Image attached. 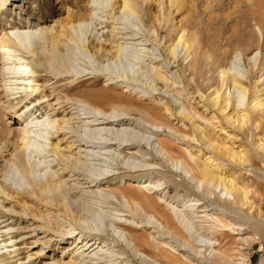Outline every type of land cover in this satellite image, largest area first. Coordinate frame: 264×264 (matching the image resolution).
<instances>
[{
  "label": "rangeland",
  "instance_id": "obj_1",
  "mask_svg": "<svg viewBox=\"0 0 264 264\" xmlns=\"http://www.w3.org/2000/svg\"><path fill=\"white\" fill-rule=\"evenodd\" d=\"M110 1L119 4L122 0H109L107 4L110 5ZM134 2L137 3L138 9L139 7L142 9L137 12L143 13H141L143 16L138 18L144 27L139 24L136 16L133 20L140 26L142 34L138 33V29L127 20H119L124 31L135 32V38L126 39L129 50L126 52L125 59L120 60V66L116 67L118 72L124 74L120 79L130 77L135 79L137 84H134V87L127 88L124 86L125 83L119 81L108 84L103 77L90 73L78 78L71 76L82 67H86L84 60L73 55L64 60H67L66 64L71 74L68 79L60 81V84V82L49 83L41 80L31 81L29 79H33V76L24 75V80H21L20 84L23 88L15 97L10 98V103L18 108V112L23 111L27 106L32 108L36 103L32 111L40 121L47 120L49 117L51 119L56 117L57 120L62 116V119L67 118L70 115L68 106L73 102L80 103V100L95 106L101 105L108 111L112 110V107L125 105L131 109L129 121H114V124L100 126L113 128L112 130L118 128L121 132L124 128H132V131L142 138V149L137 155H132L127 152L135 147L131 148V145L125 144L117 145L114 142L104 148V154H99L101 158H92L87 155L86 170L80 168L83 166L81 163H77L78 166L75 164L74 169L71 158L75 155L74 151L77 148H67L70 144L69 138H66L68 134L58 132L59 129H64L54 124L55 126L51 129L54 132L53 137L50 141H46V144L48 143L46 154L50 155L32 151V156L24 157L25 169L20 168L23 171L21 173L19 169L8 167L10 148L3 162H0V182L11 189L9 196L0 194V226L3 225L0 228V234H4L0 237L3 239L0 241L2 264H55V262L60 263L69 259V253L64 249L67 243H59L58 246L53 244L56 239L53 236L56 233L55 226L52 223H50L51 226L49 223L44 225L42 222L44 220L40 218L41 215L49 213L48 217L52 221L53 214L56 212L55 207L45 209L46 206L50 207V203H47L48 197L40 195L41 192L38 194L37 184L43 181L45 178L43 174L46 176L49 170L63 174L62 182L73 192L92 189L102 193V195L98 194V197L95 195L96 197L88 198L89 195L90 197L93 195L90 191L88 194L85 193L86 195L81 194V197L84 195L83 197L88 201L87 205L90 208L92 206L91 218L94 220L92 219L91 222L94 228H97L99 224L97 222H100L102 233L110 239H112L111 235L114 236L112 233L114 230L118 235L126 233L119 227H115L117 225L114 224L112 217L126 218L136 222V218L131 217L129 207L124 206L126 203L122 194L132 199L138 197L137 200L142 204H144L143 200H148L170 225L176 222L170 206L177 209L186 206L188 210L184 212V216L189 223L190 231H184L178 223L176 225L185 232L187 239L192 241L190 246L194 247V250L186 246L188 253L180 249L183 246L179 243L183 242L169 240L168 236L166 238V234H163L164 227L142 222L145 221L144 218H149V213L143 214V219H137L138 226L128 225L141 241H138V244L142 251L153 257L156 264H168L166 255L159 252L157 246L163 247L169 255L182 257L188 264H264V114L260 111L251 112L250 115L253 118L250 119L249 128L237 129L226 122L223 113L219 112L216 106L213 107L206 102L207 94L218 90L220 81L217 70L212 69L210 62L218 59L219 63L227 66L235 57L249 89L248 101L253 98V95L264 99V0H134ZM17 4L21 5V9L14 10L16 14L8 9L11 6H6L7 9L0 15V29L3 28L6 36L13 42L14 53L22 57L26 63L33 65L35 59L30 49L37 48L38 41L34 40L35 42L31 43L32 46L26 45L13 33L29 29L39 30L41 26L49 24H56L58 31L60 29L58 24L64 22L62 19L66 16L67 10L73 11L77 16H85L89 13L92 3L90 0H20ZM109 5L104 9L107 12L111 11ZM18 12L21 14L20 18L17 17ZM105 13L106 11H103L101 15H106L109 19L107 23L95 24L93 28L91 27L92 30L90 29L92 32L87 31V35L98 32L101 39L106 40V43L104 42L106 47L113 52L116 40L110 31V14ZM182 31L187 33V37L195 35L197 43L188 55L177 48L174 53L175 58L166 59L167 50L164 51L166 45L176 41ZM251 35L259 37L260 41L257 40L256 43L251 44ZM245 44L249 46V53L241 55L238 52L245 48ZM152 66L165 74L167 80H153ZM226 90L229 96L233 94L231 98L238 97V91L232 87ZM29 92L34 95L26 97ZM84 92L88 94L92 92L95 97L88 94L85 96ZM56 94L61 96L59 100H56ZM255 119L260 129H255ZM8 121L0 105V133H5L7 128L16 129L15 123H8ZM33 127L39 128V125ZM197 129L204 133L208 141L218 144L228 145L230 141L228 136H233L236 140L234 145L240 144L241 148L247 151L250 161L244 164L230 162L217 154L215 157L226 166L228 172L245 189L246 194L255 204V211L251 208L240 210L238 206L229 203L232 194L216 184L207 185L201 181L195 162L198 160L200 163L203 160L200 157L201 153L211 154V152L206 146L207 143L203 144L200 141ZM100 136L107 138L108 135ZM55 142L60 147L57 150L69 155L70 159H62L65 154L54 153ZM19 144L18 140L16 145ZM88 144L91 145L87 148L92 150L104 146L98 143ZM188 154L197 160L195 161ZM52 158L51 163L44 162ZM59 160L62 162L60 163ZM126 163L132 166L138 165L139 169H130ZM187 163L193 171L196 169V174L190 173ZM64 167H67L66 171L63 170ZM69 168L75 171V176L70 173ZM95 168L103 169L104 174L101 175L103 178L99 180L97 186L86 187L88 184H85L83 175L93 177L94 172L97 171ZM45 170L48 171L44 173ZM80 172L83 174L81 175ZM77 179L80 182L79 186L77 184L71 186ZM139 181L141 183L144 181L147 186L138 187L139 185L132 183L139 184ZM32 186L36 187L37 194ZM154 186L160 189L153 191ZM68 197L69 195L66 196ZM218 199L229 202L224 206L217 201ZM91 201L94 203L92 204ZM196 202L200 204L193 205ZM144 207L148 208V206ZM150 210L148 212L152 213L153 211ZM32 214L40 216L33 217ZM222 222L232 228L228 232L224 230L223 233ZM103 227L106 230H102ZM34 228L35 230L32 231ZM24 237L27 239L24 240ZM34 239L37 242L34 243ZM177 244L180 247H177ZM166 246L176 253L174 254L173 251L171 253ZM225 246L228 247V253L222 251ZM112 248L114 250L111 249L106 254L109 255L110 260L100 259L108 260L106 261L108 264H139L132 258L129 251L126 254H120L117 253L121 250L118 249L119 246ZM115 256H120L121 260ZM171 264L182 263L174 261Z\"/></svg>",
  "mask_w": 264,
  "mask_h": 264
},
{
  "label": "bare ground",
  "instance_id": "obj_2",
  "mask_svg": "<svg viewBox=\"0 0 264 264\" xmlns=\"http://www.w3.org/2000/svg\"><path fill=\"white\" fill-rule=\"evenodd\" d=\"M19 1L20 0H0V15L7 9L6 6H9V7L11 6L8 9L14 14H16L14 10L21 9V5L17 4ZM90 1L92 4L90 5L89 13H87V15L85 16H77L73 11L67 10L66 16L62 19L64 22L63 23L60 22L58 24L60 27L58 31H57L56 24H52V25L49 24V25L41 26L39 30L29 29V30H24V31H16L13 33L14 35H17L19 40L22 41V43H25L26 45L32 46L33 44L31 45V43L34 40L38 41L39 44L37 48L34 47V50L30 49L31 55L36 61V62L34 61L35 64L33 65H31L30 63L29 65L28 63L25 62V60L22 57H18L14 53L15 50L12 48V46H14L13 42L10 40L8 36H6L4 29L3 28L0 29V92H1L0 93L1 94L0 105H1V109L3 110V114L5 115V117L7 116V118L9 119L8 123H15V128H16L15 130H11L7 128L5 133H0V162H3V160L5 159L6 153H8V151H10V148H11V151L8 153L10 155V158L7 159L9 163L8 161L6 162L8 163V167L11 169L12 168L19 169L22 173L23 172L22 170L25 169L24 157L27 156L29 158L30 156H32L31 155L32 151H35V152L37 151V153L42 152V154L43 153L46 154L48 152V150L46 149V145L48 143L46 144V141H50L51 140L50 138L53 137L54 132L51 129L55 125H57L59 128L64 129V130L57 129L58 132H61V133L63 132V133L68 134L66 138H69L68 142L70 144L67 145V148H71V149L77 148L74 151L75 155L73 156V158H71V162L74 164V167H73L74 169H75V164L78 166V164L81 163L83 166L82 167L79 166V167L86 170L87 167L85 166V164L87 162H85V160L88 159V157L86 158V156L88 155L90 157L92 156V158L93 157L101 158L99 154L100 153L104 154V151H105L104 148L106 146L113 144L114 142L117 143V145L125 144V145H131V148L135 147V148H132L130 152H127V153H131L132 155H137L138 152H140V150L142 149V146H141L142 138L139 135H137L134 131H132V128H129V127L124 128V130L121 132L119 131L118 128H115L114 130H112L113 128L112 129L104 128L100 126L102 124H114V121H120V122L123 120L129 121L130 118L128 116H130L131 114V109L125 105L115 106L116 108L112 107V110L108 111V109H105L101 105H100L101 107L95 106L89 102L80 100V103L73 102L68 106L70 107V115L67 118L62 119L63 117L62 116L60 119L57 120L56 117L52 119L49 117L47 120L42 119L40 121L38 118H36L37 115L36 116L33 115L34 113L32 111V108L35 107L36 103L33 104L32 108L27 106L21 112H18V108L16 106H13L10 103V98L15 97V95L20 92V89L23 88L20 84L22 83L21 80H24V75L33 76V79L31 78L29 80L31 81L36 80L38 82L41 80V81H45L49 83H56V82L58 83L62 80L68 79L71 74L66 64L67 60L66 61L64 60L65 58L67 59L69 57H72L73 55L79 56L80 59L84 60L86 63L85 64L86 67H82L80 70L74 72V74L71 75V76H75V78H78L79 76L81 77L83 75H87L90 73L91 75H98L100 77H103L106 83L108 84L116 83L119 81L120 83H123V84L125 83L124 86L127 88L130 86L134 87L135 86L134 84H137L135 79H133L132 77L120 79L124 74L118 72L116 70V67L120 66L119 65L120 60L125 59L126 52L129 50V45H128L129 43L126 41V39L135 38L134 37L135 32L132 30L130 33L124 31L123 30L124 27L120 26L121 21L119 22V20H127L135 28L138 29L137 31L138 33L142 34L140 26H138L137 25L138 23H136V21L133 20V17L134 18L137 17L136 18L137 21L139 22L141 26H143L140 19L138 18L140 16H143L142 15L143 13L141 12L142 13L141 14L139 12L140 14L139 15L137 12L138 10L139 11L142 10L141 7L138 6L141 10L138 9L137 3L134 2V0H122L121 3L119 4H116V2L112 3L110 1L111 2L110 5L107 4L109 0H90ZM108 5L110 6L109 8L111 9V11H108L109 13L107 12V10H104ZM103 11L104 12L106 11L105 14H110V18H111V21H109V23L111 22L110 31L112 33V36L116 40L114 44L113 52H111L110 49L106 47V44H105L106 40L104 38L102 40L101 39L102 37L101 35L98 34V32H94L93 34L87 35V31L90 30L91 27L93 28L95 24H102L105 22L107 23L109 19H107L106 15H101V12ZM18 14L19 16L17 17L20 18L21 17L20 12H18ZM141 18L143 19V17ZM28 27H30V25ZM186 35L187 33H184V31H182L177 37L176 41L169 42L166 45L165 50H164V51L167 50V52H165L166 59L169 60L170 58H175L174 53L177 48H180L183 54L188 55L189 53H191L192 48L197 43V39L195 35H191L190 37H187L188 35L187 36ZM251 37H252L251 44L256 43L257 40L260 41L259 37L256 38L255 35H251ZM248 47L249 46L246 45L245 48L240 50L238 53L241 55L249 53ZM235 55H236V52H235ZM219 62L220 60L218 59H215V60L213 59L210 62L211 66H213L212 69L214 68L217 70V74L219 75L218 77L220 81H219L218 90L216 91L214 90L210 92L209 94H207L206 102L209 103L213 107L216 106L219 112L223 113V117L226 120V122H228L229 125H232L234 128H237V129L249 128L250 119L252 117V115H250L251 112L253 113L254 111L255 112L260 111L264 114V99H261L256 95L255 96L253 95V98H251L248 101V98L250 95L249 89L246 86V83H245L246 80L244 76L242 75V69L239 67V63L237 62L236 57L235 59L230 61V63L227 66L222 65ZM165 66L167 67L166 64ZM155 68L156 67L152 66L153 80H161V81L163 79L167 80L165 74L161 73L159 70ZM174 75L175 77H177L176 74ZM230 87L238 91L237 98H234V97L231 98V95L233 94L229 96L228 94L229 92L226 90V88L229 89ZM84 93H85V96L88 94V92H84ZM32 95H34V93L29 92L27 93L26 97H31ZM88 95H90L93 98L95 97V95L92 92ZM60 97H61L60 95L56 94V100L57 99L59 100ZM73 104L74 106H72ZM128 124H131V122H128ZM254 124H255V129H260V125L259 123H257L256 119L254 121ZM38 125H39V128L33 127V126H38ZM102 134L108 135L107 138L101 137L100 135ZM198 135H199L200 141L203 144L207 143L206 146L207 148H209L208 149L209 152H211V154L201 153L200 157H202L203 160H201L200 163H198V160L196 159L197 162L195 163L198 166L197 167L198 174L201 178V181H203L207 185L216 184V186L218 185L221 187V189L226 190L227 192L232 194V198L230 202L229 201L228 202L232 205L238 206L240 210L244 208L245 209L251 208L252 211H255L256 209L255 204L251 200V198L248 197L245 189L235 180V177L232 176V174L228 172V169H226V166L223 165V163L219 161L217 157H215L217 154L220 158L226 159L230 162L244 164L250 161L247 151L244 148H241L240 144L234 145L236 140H234L235 138H233V136H230V135L228 136V141L230 140L228 145L218 144L216 142L208 141L207 140L208 138L206 139V136H204V133H202L200 130H198ZM18 140L20 144L16 145ZM40 142L41 144H39ZM88 143H98L100 145L103 144L104 146L99 147L98 149L100 150L98 149L92 150L91 146H90L91 149L87 148V146L91 145ZM54 148L56 150L54 151L56 155L65 154L62 151H58L60 147L58 146L56 142L54 143ZM26 149L28 150L26 151ZM47 155H50V154H46V156ZM188 155L194 158L191 154H188ZM43 157L45 158V155H43ZM66 158L70 159V156L67 154L63 155L62 159H66ZM52 160L53 158L44 160V162L51 163ZM143 161L145 160L143 159ZM61 162L62 161H60V163ZM126 166L129 167L130 169L132 168L133 170L139 169L138 165L132 166L129 163L128 164L126 163ZM140 166L141 165H139V167ZM90 167L89 169L91 170ZM187 167L192 175L194 173L196 174V169L195 171H193L192 167H190L188 163H187ZM20 168H22V170ZM66 168L64 167L63 170L66 171ZM48 170H45L44 173H46ZM13 171H16V170H13ZM69 171L72 175L75 176V171H73L70 168H69ZM102 171H103L102 168L97 169V171L94 172L93 177H90V176L88 177L86 174H84L83 176L85 178V184L86 183L88 184L86 187L97 186V183L99 182V180L103 178L101 177V175L103 176L104 174V172ZM47 173L48 174H46V176L43 174V176L45 177L43 178V181L40 184H37L39 188L38 194L41 192L40 195H45V197H48V200L47 199L46 200L48 204L50 203V207L46 206L45 209L55 207L54 209H56V212H55L56 214L55 213L53 214L54 217L52 216L53 217L52 221L48 217L49 213L48 214L46 213L45 215L43 214L41 216L39 215V216L40 218H42L41 220H44L42 221L44 225H47L48 223L49 224L52 223L55 226L56 233L53 234V236H55L54 238L56 239H54L53 244L55 246H58L59 243H63V242L67 243L64 249L68 251L69 256H70L69 259L65 261H61L60 263L55 262V264H105V263L108 264L106 261L110 259H109V255H106V254L110 252L111 249L114 250V248H112L113 246H119L118 249H121V250L118 251L117 253H120V254H126L129 251L132 258L138 261L139 264H156L154 262L156 260L153 257L147 255L146 253L142 251L141 246L138 244V241L140 240H138V237L134 234V230L131 229V227L133 226L136 227L139 225L138 224L139 222L137 221V219H143L142 215L146 213H149L148 214L149 218L148 217H147L148 219L144 218L145 221L143 220L142 222H147V224L149 225L150 223L153 225L155 224L161 225L162 227H164L163 234H166V238L168 236L170 238L169 240H172V241L177 240L179 242H183V243H179L180 246L181 245L183 246L180 249H183L184 251L188 253L189 251L186 249V246H188L189 248L194 250V247L192 248V246H190V244L192 245V241L188 240L184 234L185 232L180 230V228L176 225V223H178L179 226H182L181 228H184V231L186 232L190 231L188 227L189 223L187 222V219L185 220V216H184V212L188 210L186 206H181L180 209H177L169 205L171 207L170 209H171L173 218L176 221V222L171 223L170 225V224H167L166 219L163 218L162 214L157 213V211L150 205L151 203L148 200H143L144 204H142L140 201L137 200L138 197L137 199H132L131 197H126L125 194H122L121 196L125 200V203H126V205L124 206L129 207V210L132 214L131 217H135L136 222H134L135 220L133 222L130 221L129 218H128L129 220H127L126 218L121 219L117 217L116 218L112 217V220L115 221V222L113 221L114 224L117 225L115 227H119L126 233L124 235H121V234L118 235L117 232L115 233V230H114L112 232L114 236L111 235L112 239H110L102 233L101 231L102 224L100 222H97L99 223L98 227L100 226V228L98 227L94 228V226L92 225L93 223L91 222V220L92 219L94 220V218H91L92 217L91 213L93 209H92V206L90 208L87 205L88 201L85 199V197H83L84 195H86L85 193L88 194L90 193V191L93 195H91V197L89 195L88 198H93L96 196L98 197V194L102 195V193L94 191L92 189L82 190V192L79 191L77 193L73 192L71 191L69 186L66 187L65 183L62 182L61 179L63 178V174H58V172L56 173L55 170L53 171L49 170ZM132 183H134L133 185H136V184L139 185L138 187H143V185H146L144 184V181H142V183L140 182L139 184L138 182H132ZM76 184L77 186H79L78 185L80 184L79 179H77V181L74 182L71 186L73 185L76 186ZM5 185L1 184L0 182V194L1 195L6 194L7 196H9L11 195V189ZM157 187L154 186L153 191L160 189ZM32 189H34L33 191L37 194L36 187L35 188L33 187ZM77 194L79 195L77 196ZM81 194H84V195L81 197ZM67 195H69L68 198H66ZM115 195L113 196L117 198ZM217 201L218 202L220 201L221 203H223L224 206L226 203L228 204V202L225 200L218 199ZM91 202L92 204L94 203V201H91ZM194 204L198 206L200 203L196 202V203H193V205ZM144 206H148V208ZM147 209L149 210L151 209L153 212L150 213L148 212L149 210ZM189 210H191V208ZM32 216L36 217L37 215L32 214ZM39 216L37 217L39 218ZM94 223L96 222L94 221ZM128 225H130L131 227L130 226L128 227ZM222 226L224 227V229L222 230L223 233H224V230L228 232L229 229L232 228V227L229 228L228 224L225 222H222ZM1 227H3V225H1L0 228ZM104 228L105 227H103L102 230H106ZM34 230L35 228L32 229V231ZM19 234H22V233H19ZM3 235L0 234V237ZM179 238L182 241H180ZM23 239L26 240L27 238L24 237ZM1 240L3 239L0 238V241ZM35 242H37L36 239H34V243ZM179 245L177 244V247H180ZM156 248L159 250V252L166 255V261L168 264L174 263V261L175 263L177 261L178 263L188 264L185 262V260L182 257H178V256L176 257V256L167 254V251H165L163 247L157 246ZM166 249L171 251V253L172 251L174 254L176 253L174 252V250H171L167 246H166ZM231 250L232 249H230V251ZM222 251L224 253H228L227 252L228 247L225 246ZM100 258L102 259L106 258L108 260L105 261ZM116 258H119V260H121L120 256ZM223 258L225 259L224 255H223ZM119 260H117V262ZM2 263L3 261L2 259H0V264Z\"/></svg>",
  "mask_w": 264,
  "mask_h": 264
}]
</instances>
